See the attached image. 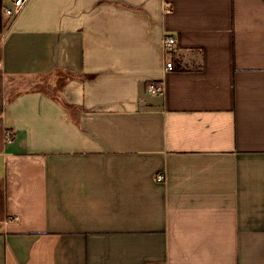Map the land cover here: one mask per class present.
Returning <instances> with one entry per match:
<instances>
[{"label":"crops","instance_id":"crops-1","mask_svg":"<svg viewBox=\"0 0 264 264\" xmlns=\"http://www.w3.org/2000/svg\"><path fill=\"white\" fill-rule=\"evenodd\" d=\"M2 20L0 264H264V0Z\"/></svg>","mask_w":264,"mask_h":264},{"label":"built area","instance_id":"built-area-1","mask_svg":"<svg viewBox=\"0 0 264 264\" xmlns=\"http://www.w3.org/2000/svg\"><path fill=\"white\" fill-rule=\"evenodd\" d=\"M28 0H12L11 7H3L2 14L8 18L14 17L20 13L23 9L24 5ZM176 46V40L172 36L165 35L162 39V49L165 55H169L173 52L174 47ZM174 69L170 62H167L165 65V72H170ZM147 92L153 95H162L163 86L157 83H150L147 86ZM5 139L7 142H11L13 140L12 133L9 131L5 132ZM156 180L158 182H162L164 180V176L157 175Z\"/></svg>","mask_w":264,"mask_h":264},{"label":"trees","instance_id":"trees-1","mask_svg":"<svg viewBox=\"0 0 264 264\" xmlns=\"http://www.w3.org/2000/svg\"><path fill=\"white\" fill-rule=\"evenodd\" d=\"M1 8H2V0H0V32L4 26V23H3V20H2V11H1Z\"/></svg>","mask_w":264,"mask_h":264},{"label":"rangeland","instance_id":"rangeland-1","mask_svg":"<svg viewBox=\"0 0 264 264\" xmlns=\"http://www.w3.org/2000/svg\"><path fill=\"white\" fill-rule=\"evenodd\" d=\"M8 7H9V6H8ZM10 7H11V6H10ZM44 89H46V90H47V89H49V87H47V86H44ZM48 91H50V90H48Z\"/></svg>","mask_w":264,"mask_h":264}]
</instances>
